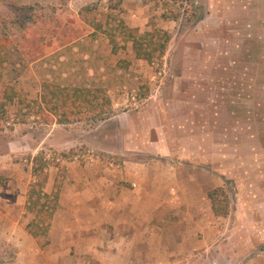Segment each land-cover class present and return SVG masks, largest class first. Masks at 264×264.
<instances>
[{"label": "rangeland", "instance_id": "rangeland-1", "mask_svg": "<svg viewBox=\"0 0 264 264\" xmlns=\"http://www.w3.org/2000/svg\"><path fill=\"white\" fill-rule=\"evenodd\" d=\"M120 20L135 29L139 56L132 38L120 30ZM27 25L41 53L31 52L25 41ZM27 50L33 58L26 60ZM146 53L151 60L142 58ZM0 55L5 57L0 102L2 84L13 85L31 101L41 94L43 81L98 86L114 101L104 111L105 120L75 109L79 121L57 123L68 142L62 149L34 146L52 127L41 120L35 104L28 110L16 102L0 106V163L8 160L12 166L0 175V197H18V181L33 180L31 162L37 156H43L44 168L59 167L57 182L65 180L66 163L72 160H149L147 153L112 154L107 148L132 145V137L121 136L129 115L145 114L151 126L157 117L167 121L168 138L182 129L189 147L198 133L206 150L232 154L228 162L222 160L224 178L212 170L219 169L212 155L198 162L208 177L204 189L224 190L217 196L218 208L226 209L218 220L221 234L214 238L218 258L223 264H264V0H0ZM217 110L231 116L219 126L231 146L228 140L217 143ZM140 127L134 138L138 147L149 133L147 126ZM28 130L30 147L18 140ZM189 163L194 159L182 164ZM5 241L0 234L3 248ZM9 253L0 251V264Z\"/></svg>", "mask_w": 264, "mask_h": 264}, {"label": "crops", "instance_id": "crops-1", "mask_svg": "<svg viewBox=\"0 0 264 264\" xmlns=\"http://www.w3.org/2000/svg\"><path fill=\"white\" fill-rule=\"evenodd\" d=\"M35 100H40V94ZM217 111L220 116L218 129L215 128L220 135L217 143L228 140L231 146L228 133L219 129L222 122H228L226 117L231 116ZM129 116L121 136L126 133L132 137V145L107 149L112 154L147 153L149 160L129 159L116 164L109 160L68 161L62 182H57L59 167L48 165L41 190L47 194L57 192V199L45 235L35 236L29 230L37 212L28 207L33 180L18 181V197H0V234L6 239L0 251H10L3 264H223L217 254L219 245L214 240L221 234L218 226L221 215L213 210L208 196L210 191L223 187L206 191L208 177L205 167L198 162L206 154L212 155V162L219 169H211L224 178L221 168L232 154L206 150V140L198 133L189 147L182 129L169 139L167 121L159 122L157 117L151 126L145 114ZM171 119H175L174 114ZM57 125L53 121L50 131L35 140L34 146L42 148L48 144L64 148L68 143L66 135ZM118 125L121 126L120 122ZM140 125L147 126L149 133L147 141L141 142L144 146L138 147L134 138ZM30 135L29 130L25 131L18 140L23 138L30 147ZM11 143L8 142L6 151ZM188 159H194L195 164L183 165ZM49 167L54 170L50 171ZM11 169L10 161L0 163V175ZM43 202L40 198L39 204ZM226 263L231 262L226 260Z\"/></svg>", "mask_w": 264, "mask_h": 264}, {"label": "trees", "instance_id": "trees-1", "mask_svg": "<svg viewBox=\"0 0 264 264\" xmlns=\"http://www.w3.org/2000/svg\"><path fill=\"white\" fill-rule=\"evenodd\" d=\"M29 26L30 25H27L22 28V30H24L25 32L24 35L29 31V37L25 39V41L30 44L29 48H32L31 52H40L41 46L39 44H35V36H32V34H35V31ZM119 28L120 30L122 29L124 36L126 35L127 37L132 38V41L130 42L132 43V47L135 49L136 55L139 56L140 52L138 51V48L140 47L136 37L134 36L135 29L125 25L121 20ZM30 36L32 37L30 38ZM15 40L21 41L19 39ZM1 41L6 42L4 39H2ZM50 42L51 41H47L45 43L50 44ZM114 42L115 41H111V43H113V48L116 46V43ZM3 44L4 43H1V45ZM28 54H30L29 51L24 52L23 55L25 57L23 58L26 60L27 58H33V55L32 57H29L27 56ZM4 58L5 57L0 55V64L1 62H3ZM142 58L145 60H151V56L149 53L143 55ZM1 93L2 100L0 102V106L4 107L9 102H16L19 105H23L28 110L35 104L38 107L39 112L42 114L41 120L45 123L55 121V123L59 124H69L75 121H79L82 116L79 119H76V117L74 116V114L76 113L75 109H80L81 111L83 110L84 112H86L84 114L90 113V117L93 119H95L94 116L97 115L96 118L98 117L99 119L104 120L106 119L104 111L111 104L105 89L98 86H61L51 81H43L41 83L40 100L30 101L26 99L23 93H21L13 85L10 84H2ZM85 110H87L88 112ZM93 111L97 112L91 115ZM42 161L43 156H37L33 158V182L31 183L28 192L30 201L28 207L30 210H37V212L35 213V217L31 221V223H29V230L35 236L46 234L57 199V192L47 194L41 190V187L46 180V172L44 163ZM218 194H224L223 188H217L210 191L208 196L211 200L213 210L220 215H224L226 213V209L218 208V205L220 203L217 199ZM40 198L44 199V202L39 204Z\"/></svg>", "mask_w": 264, "mask_h": 264}]
</instances>
